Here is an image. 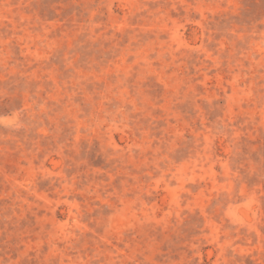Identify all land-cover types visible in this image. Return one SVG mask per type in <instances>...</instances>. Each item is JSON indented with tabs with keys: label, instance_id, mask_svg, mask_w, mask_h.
I'll return each mask as SVG.
<instances>
[{
	"label": "rangeland",
	"instance_id": "374dc122",
	"mask_svg": "<svg viewBox=\"0 0 264 264\" xmlns=\"http://www.w3.org/2000/svg\"><path fill=\"white\" fill-rule=\"evenodd\" d=\"M0 264H264V0H0Z\"/></svg>",
	"mask_w": 264,
	"mask_h": 264
}]
</instances>
